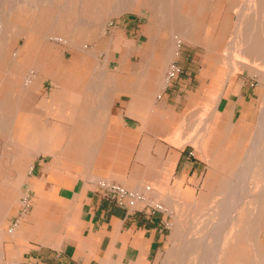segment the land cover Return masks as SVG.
Segmentation results:
<instances>
[{
	"label": "crops",
	"instance_id": "1",
	"mask_svg": "<svg viewBox=\"0 0 264 264\" xmlns=\"http://www.w3.org/2000/svg\"><path fill=\"white\" fill-rule=\"evenodd\" d=\"M131 24L117 23L122 36L112 38L131 44ZM179 36L163 58L129 52L93 68L66 58L60 68L48 58L43 71L1 68L0 264H168L164 205L195 199L210 166L178 132L202 102L237 128L257 99L253 82L222 85L200 54L175 58ZM109 184L143 199L121 208L102 196ZM147 204L166 211L150 214Z\"/></svg>",
	"mask_w": 264,
	"mask_h": 264
},
{
	"label": "rangeland",
	"instance_id": "2",
	"mask_svg": "<svg viewBox=\"0 0 264 264\" xmlns=\"http://www.w3.org/2000/svg\"><path fill=\"white\" fill-rule=\"evenodd\" d=\"M25 1H29L27 5L22 4ZM36 1L0 0V20L4 26L9 25L8 44H0V70L2 67L10 72L28 70L39 65L43 71L48 58L56 59L57 68L65 63L64 58L71 60L75 67L81 64L93 68L101 63L97 59L107 54H161L172 45L175 32L181 39L175 58L184 51L195 52L206 59L205 63L210 60L216 65L222 85L242 79L254 83L256 103L237 128L225 124L218 112L216 117L213 115V102H202L178 132L179 136L184 134V145L192 144L200 158L210 161V166L195 199L164 205L169 213L170 233L162 259L168 264H211L212 248L218 238L216 220L224 218V208L247 197L240 212L247 235L241 256L244 264H264L260 261L261 254L264 255V138L251 179L236 177L248 169L246 151L252 137L255 139L264 127V0H142L137 5L136 0H115L103 3L102 7L86 5L85 0H69L65 10L60 0L50 6H38ZM28 8L34 11L29 12ZM18 9L28 11L18 12ZM61 15L67 18L66 23L58 21ZM75 20L76 23H71ZM26 21L33 23L30 26L36 32L31 43L25 36ZM124 21L132 23L131 44H119L112 38L120 36L116 26ZM49 32H57L60 40L49 41L45 36ZM68 40L70 43H65ZM247 42L255 46L250 44L251 51ZM16 51L22 57L19 62L13 56ZM108 63L104 61V67L120 68L118 62L110 66ZM171 72L172 69L167 78ZM214 134L217 139L210 142ZM230 185H235V194L222 195ZM248 194L253 197L248 198ZM230 232L222 235V243L216 248L224 263L230 252L233 258H240L234 246L236 236ZM257 252L261 253L259 257Z\"/></svg>",
	"mask_w": 264,
	"mask_h": 264
},
{
	"label": "bare ground",
	"instance_id": "3",
	"mask_svg": "<svg viewBox=\"0 0 264 264\" xmlns=\"http://www.w3.org/2000/svg\"><path fill=\"white\" fill-rule=\"evenodd\" d=\"M113 1L115 0H85V4L86 5H99L97 7H102L103 3H107V4H110L112 3ZM29 1H25L23 2L22 4H26L28 3ZM55 0H37L36 1V5L38 4H47L48 6H50L51 4H54ZM61 2V5H63L64 8H62V10H65V6H67L69 4V0H60ZM40 6V5H38ZM23 8H26V7H23ZM38 8V7H37ZM29 9V8H28ZM28 9H26L28 11ZM26 10H21V9H18V12H24ZM26 11V12H27ZM30 11H34L33 9H29V12ZM37 11V10H36ZM82 12H84L85 10H81ZM25 12V14H26ZM38 12V11H37ZM85 17V16H83ZM67 19V18H66ZM65 19V16L61 15L59 17V22L61 21V23L64 21V23L67 22V20ZM76 23L77 21H73L71 23ZM26 26H27V32L25 34L28 42H32L30 40L34 39L35 36H36V32L33 31V26L31 27L30 25L33 24L32 22L30 21H26ZM250 24V23H249ZM249 26V25H248ZM8 23L3 24V22H1L0 20V36H3L4 35V38H6L8 36ZM106 28V27H105ZM103 29V32H106V29ZM104 34V33H103ZM249 34V33H248ZM48 40H60L58 39V35H57V32H49L48 34L46 33L45 35ZM65 43H70L69 40L68 41H65ZM246 44H249V51H251L252 47H255L253 44H251L250 42H247ZM251 44V46H250ZM84 46H81L80 49L83 50ZM232 48V47H231ZM30 50V49H29ZM15 52V51H14ZM89 52V51H88ZM94 52V51H93ZM13 56L16 58V60L19 62L22 57L20 56V53H17L16 51V54H13ZM93 56V55H92ZM21 58V59H20ZM17 64V63H16ZM19 65V64H18ZM99 69V68H98ZM19 70V69H18ZM95 71H96V68H95ZM101 71V70H100ZM19 72V71H18ZM31 74V73H30ZM1 75V74H0ZM4 75V74H3ZM33 75V74H32ZM29 78V77H28ZM2 81V80H1ZM27 83V82H26ZM30 83V82H28ZM34 89V88H33ZM17 115V114H16ZM2 118V117H1ZM264 138V127L262 128V130L260 131V134L254 139L252 137V143H250V147H248L247 151H246V157L248 158V163L249 166H248V169L242 173V171L240 172V175L239 176H236L238 177L239 179H242V180H249L251 179L250 175L251 173L254 171V167H256V165L258 164L259 162V154H260V151H261V139ZM245 147V146H244ZM263 158V157H262ZM261 162V161H260ZM264 171V170H263ZM264 174V173H263ZM257 176V175H256ZM247 179V180H246ZM264 179V178H263ZM244 181V182H245ZM243 182V181H242ZM246 183L244 185V187L246 188ZM235 188V185H230L229 186V189L226 193L222 194V195H232V193L235 194V191L233 192ZM244 188V190H245ZM249 191V190H248ZM245 194V192H244ZM247 194V193H246ZM250 197H253L252 195H249L248 194V198ZM246 197V196H245ZM257 197V196H256ZM247 199V197L245 198ZM244 199V200H245ZM244 200L241 202V203H236L235 205L233 206H229V207H226V209L224 208V210L222 211L224 213V218L222 219L221 217V221L220 220H216V223L214 224L215 227H216V230H217V233H218V238H217V241H216V244L213 246L212 248V252H211V261L212 263L211 264H244V261L242 259V254L244 253L242 250H243V246L245 244V241H246V234H245V226L242 222V218H241V215H240V212L241 210L243 209L244 207ZM248 202V201H247ZM260 204V203H259ZM207 213V212H206ZM255 216V215H254ZM256 218V217H255ZM220 219V217H219ZM262 219V218H261ZM256 220V219H255ZM259 221H260V217H259ZM264 224V222H263ZM248 228V227H247ZM227 231H231L230 234H233L236 236V244L234 245L235 247H237L238 249V252L240 253V255H237V256H240L239 259H236V257H232V253H228V255H226V263H224V261H221L223 259H220V254L217 252V249H219V245L222 243V240H221V237L222 235L227 232ZM217 248V249H216ZM219 251V250H218ZM220 252V251H219ZM243 252V253H242ZM259 252H257V256L259 257ZM247 257V256H246ZM249 259V258H248ZM260 261H264V255L261 254L260 256ZM209 264V263H208Z\"/></svg>",
	"mask_w": 264,
	"mask_h": 264
},
{
	"label": "built area",
	"instance_id": "4",
	"mask_svg": "<svg viewBox=\"0 0 264 264\" xmlns=\"http://www.w3.org/2000/svg\"><path fill=\"white\" fill-rule=\"evenodd\" d=\"M176 74V71L173 70L168 77V80H171L174 78ZM147 190H150V188H147ZM101 194L104 198L110 200L117 206L121 208H128L133 209L137 206V203L143 199L142 196L139 194L131 193L130 191L124 189L120 185L117 184H109L101 188ZM30 207L28 199L24 200V211L27 212L28 208ZM148 208V211L150 214H154L156 212H165V208L159 204L156 205H149L147 204L145 206Z\"/></svg>",
	"mask_w": 264,
	"mask_h": 264
}]
</instances>
